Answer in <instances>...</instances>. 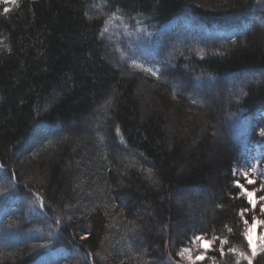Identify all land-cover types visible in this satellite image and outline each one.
<instances>
[{"label": "trees", "instance_id": "1", "mask_svg": "<svg viewBox=\"0 0 264 264\" xmlns=\"http://www.w3.org/2000/svg\"><path fill=\"white\" fill-rule=\"evenodd\" d=\"M124 23L170 63L132 57L142 73H121L105 32L127 39ZM139 75L160 110L145 113ZM166 76L186 81L173 105ZM168 107L214 126L168 133ZM260 142L264 0L0 2V264H182L197 236L211 264H264L245 238L257 211L235 186Z\"/></svg>", "mask_w": 264, "mask_h": 264}, {"label": "rangeland", "instance_id": "2", "mask_svg": "<svg viewBox=\"0 0 264 264\" xmlns=\"http://www.w3.org/2000/svg\"><path fill=\"white\" fill-rule=\"evenodd\" d=\"M130 23V22H129ZM107 24H112L115 25V22L113 23L112 20L107 21ZM141 26H138L136 28L137 32H140L139 34L135 31L136 35L133 37L130 32H124V30H129V27L127 24L124 23L122 30L125 34H129L127 36V39L124 37L122 38L121 36L118 38L117 34H113L111 36V33L105 32L106 36L108 37L109 40L114 41L115 44L120 45V51L122 52V57H120V54L116 55V50L114 52L110 50L108 52V60L109 62L115 66L117 69L120 70L121 73L123 74H129V72H133V70L138 71L140 74L142 73L141 69H132L128 67L127 63L130 58H134L138 60V63L142 65V62L146 63V60H162L163 64H169L171 59L172 53L170 52L167 54L166 52H161L162 54H157V43L152 41V35H149V31H141ZM148 29V28H147ZM143 33V34H141ZM116 35V36H115ZM110 37V38H109ZM159 41V39H158ZM168 50V48H166ZM168 52V51H167ZM115 53V54H114ZM161 58V59H160ZM126 59V60H125ZM124 60V61H123ZM141 61V62H140ZM129 71V72H128ZM147 75H139V84H138V93H142V96L145 101H143V109L145 108V113L148 112V109L150 110L153 108L155 110H160V106L156 104L155 97L152 96L150 91L152 90V86L147 83L146 80ZM167 78H163V85L165 90H163L162 93L160 94H166L168 96V99L172 103H176V98L172 97L171 94V88L174 87V83L177 82L178 88L176 89L177 92L180 91V93L185 90L186 88V81L185 80H180V81H174L170 80L169 76H166ZM169 81V82H168ZM193 83V82H192ZM195 87V92L198 94H202L205 90L206 83L204 80L198 81L197 84H192ZM158 85H154L156 88ZM213 86V83H211V86ZM154 89V88H153ZM211 89V88H210ZM183 94V93H181ZM215 97V96H214ZM171 105V107H172ZM186 110V109H185ZM203 111H206V108L202 109ZM192 110H186L185 115H175V112L173 108H169L164 112L165 117L167 119V131L170 133L172 129L182 127L183 129L186 128L185 126L188 127L190 126L191 123H193L194 119L198 121V125L196 128V131L194 132V135L197 136L198 134L201 133L203 135V132L205 129L211 128L214 126V124H209L208 120L205 119L204 117L195 116L196 113L194 114L193 112L191 113ZM192 115L193 118L190 117ZM178 122L179 125L178 126ZM186 123V124H185ZM190 123V124H189ZM185 124V125H184ZM177 125V126H176ZM182 125V126H181ZM199 128V129H198ZM216 132L212 134V136L215 137ZM193 136V134H192ZM188 137L187 139H189ZM214 145H221V143L213 139ZM251 150L253 153L250 155L251 159L247 164L243 166L242 169L239 170V176L241 180H243V186L246 192H252L253 195L251 197L247 196L245 193L240 192L245 195L247 201L251 199L252 203H250L251 208L256 210L257 212L255 214V218L251 223H249L246 226V234H247V242L249 245V239L252 241V247L256 249V253H258L261 248L264 246V212L261 211V208L264 207V199H261L264 197V195L261 193L262 188L261 186H256V180L259 179L261 181H264V142L256 143L254 146H252ZM244 172L248 173V179H252L255 182L252 184L247 183V179L244 176ZM34 180L39 181V176L36 172L33 173ZM254 205V207H253ZM199 237V236H197ZM202 241L207 242L202 243ZM211 248V241L208 239L201 238V240H196L195 238L192 239V242L189 246L182 248L180 251V263L182 264H211L210 261L206 259V251ZM251 250V249H250ZM252 253V250H251ZM198 257H200L198 259Z\"/></svg>", "mask_w": 264, "mask_h": 264}, {"label": "snow or ice", "instance_id": "3", "mask_svg": "<svg viewBox=\"0 0 264 264\" xmlns=\"http://www.w3.org/2000/svg\"><path fill=\"white\" fill-rule=\"evenodd\" d=\"M0 2H4V3L11 2V3L14 4L16 2V0H0ZM4 11L7 12L8 11V8H5ZM235 172H236V170L234 169V175H235ZM243 174H244L245 178L247 179V183L252 184V183L255 182L252 179H248V173L247 172H244ZM235 186L238 187V188H240L241 189V192L242 193H245L247 196L251 197L253 195L252 192H246V190L244 189V186L242 184H240L238 181L235 182ZM261 199H264V197H262ZM249 203H252L251 199L249 200ZM253 207H254V205H253ZM243 211L244 210H242V213H243ZM261 211L264 212V207L261 208ZM245 224L247 225V221L246 220H245ZM245 238L246 239L248 238L247 237V234H245ZM195 239L196 240H201V237H195ZM202 243H205L206 244L207 242L202 241ZM249 248L252 250V255L255 256L256 255V249L252 247V241L250 239H249ZM230 251H234V249L233 250H230ZM241 255H243V254H241ZM199 258L200 257H198V259ZM245 258L247 259V257H245ZM237 264H239V262H237ZM248 264H252L251 259L248 260Z\"/></svg>", "mask_w": 264, "mask_h": 264}]
</instances>
